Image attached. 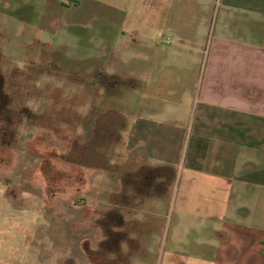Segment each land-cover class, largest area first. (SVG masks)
Masks as SVG:
<instances>
[{
    "label": "rangeland",
    "instance_id": "374dc122",
    "mask_svg": "<svg viewBox=\"0 0 264 264\" xmlns=\"http://www.w3.org/2000/svg\"><path fill=\"white\" fill-rule=\"evenodd\" d=\"M195 3L196 12L180 11L182 0H0V261L152 264L154 244V264L177 252L173 264L210 260L208 226L175 202L170 210L171 171L120 153L112 131L128 127L142 96L131 78L203 73L213 36L257 41L219 0ZM174 4L177 16L163 17ZM182 95L167 106L191 109ZM161 191L153 242L142 261L120 263L116 252L132 254L125 218L144 229L155 216L119 206Z\"/></svg>",
    "mask_w": 264,
    "mask_h": 264
},
{
    "label": "crops",
    "instance_id": "0c3cea01",
    "mask_svg": "<svg viewBox=\"0 0 264 264\" xmlns=\"http://www.w3.org/2000/svg\"><path fill=\"white\" fill-rule=\"evenodd\" d=\"M182 1L187 4L180 11H198L196 0ZM219 1L226 16L246 19L243 23L257 41L213 36L203 73L180 76L179 82L165 69L149 75L146 94L142 90L140 100L133 103L128 127L116 128L128 132V138L121 140L123 133H118L114 144L138 164L171 171L170 210L175 202L181 212L208 226L214 239L210 260L197 259L194 264H264V0ZM175 7H167L163 17L177 16ZM185 90L190 91L191 109L167 106L182 104ZM163 197V191L137 195L129 206H119L146 208L155 219L141 229L135 217L125 218L128 232L122 244L128 240L132 254L116 252L117 261L125 263L124 257L142 261L143 242H153V231L160 228ZM157 250L154 244L149 256ZM149 256L146 260L154 264ZM183 258L182 252L170 254L169 264Z\"/></svg>",
    "mask_w": 264,
    "mask_h": 264
},
{
    "label": "trees",
    "instance_id": "16d2710c",
    "mask_svg": "<svg viewBox=\"0 0 264 264\" xmlns=\"http://www.w3.org/2000/svg\"><path fill=\"white\" fill-rule=\"evenodd\" d=\"M135 83L133 84V85H131L130 87H131V90L132 89H135L136 87H138V89H141V90H143V93L144 94H146V86H144V83L143 82H141V81H137V79L135 78V77H133V78H131ZM114 86L115 87H118L119 86V84L118 83H115L114 84ZM133 102H134V100H133ZM136 103V102H135ZM114 125L113 126H118V125H120L119 124V121L117 122V123H113ZM114 128V127H113ZM112 131H114V135H116V142L118 141V132H117V130H114V129H112ZM115 142V143H116Z\"/></svg>",
    "mask_w": 264,
    "mask_h": 264
},
{
    "label": "built area",
    "instance_id": "2783aa9c",
    "mask_svg": "<svg viewBox=\"0 0 264 264\" xmlns=\"http://www.w3.org/2000/svg\"><path fill=\"white\" fill-rule=\"evenodd\" d=\"M164 41H169V38L166 39V40H159V41L157 42V44L160 45V44H162Z\"/></svg>",
    "mask_w": 264,
    "mask_h": 264
}]
</instances>
